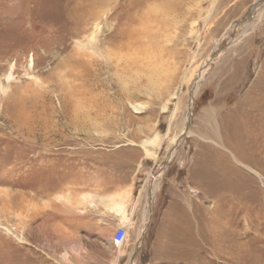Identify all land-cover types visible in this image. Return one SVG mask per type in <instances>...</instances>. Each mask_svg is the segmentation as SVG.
Returning a JSON list of instances; mask_svg holds the SVG:
<instances>
[{
	"label": "rangeland",
	"instance_id": "obj_1",
	"mask_svg": "<svg viewBox=\"0 0 264 264\" xmlns=\"http://www.w3.org/2000/svg\"><path fill=\"white\" fill-rule=\"evenodd\" d=\"M93 37L91 65L77 45ZM133 44L155 50L159 79L124 84L101 55ZM9 72L0 264H264V0H0ZM124 191L120 247L115 216L63 200Z\"/></svg>",
	"mask_w": 264,
	"mask_h": 264
},
{
	"label": "bare ground",
	"instance_id": "obj_2",
	"mask_svg": "<svg viewBox=\"0 0 264 264\" xmlns=\"http://www.w3.org/2000/svg\"><path fill=\"white\" fill-rule=\"evenodd\" d=\"M97 27H98V25H97ZM95 30H97V29H95ZM146 30H147L146 27L143 28L141 30L142 35L137 37V38L140 39L142 37L144 39V41L146 42V40L148 39L147 38L148 34L146 33ZM131 35H134V34H131ZM86 38H88V37H86ZM108 38L110 40H113L111 42V43H113L115 40H117L119 38V34L118 33L117 34L111 33L108 36ZM95 39H96V37H95ZM95 39H94V37L93 38H89V40L86 42V44H79L80 42H78L79 45H77L78 46L77 49L79 51V54L80 55H84V57L89 60L88 62L92 63V64L90 63L91 65H93L94 61H97L94 58L100 56L99 48L97 47L99 44H96V43H98V41L96 42L97 39L96 40ZM134 40H135V38H134ZM128 44H130L129 41H128ZM128 46H130V45H128ZM133 46H134V44L132 46H130V48L133 47ZM137 46H138V44H137ZM121 48H120V50L117 49L118 51H110V50L108 51V50H106L101 55H105L106 59H108L107 62H109L110 66L112 65L111 67L114 69V73L118 76L117 78H121L122 82L124 84H127L128 79H131V80L134 79V78L135 79H139L140 77H138V76H142V75L146 76L149 81H153V82L156 79H159L158 77L160 76L159 74H161V71H160L161 70L160 69L161 65H159L157 63V57L158 56H155V54H154L155 50L152 52L151 55H150V53L145 55L144 53H146V52H144V50H143V52L139 53V52L134 51V49L132 50V48L131 49L129 48L128 51H122ZM144 48L148 49V46L145 45L143 47V49ZM143 55H145V56H143ZM83 65H84V63H83ZM75 71H76V69H75ZM63 74H64V72L61 73V75H63ZM78 74H79V72H78ZM61 78H63V77H61ZM58 79H59V77H58ZM13 81L14 80H13V77H12L10 72H9V74H6L4 76V80L3 81L0 79V102H1L2 96H4V98H5V96H7L10 91H12L11 90V88H12L11 87V82H13ZM31 81L32 82L30 83L31 84L30 85V89H33V91L35 90L37 92V89L38 88L40 89V86H41L40 83H39V80H37L33 76ZM42 83H43V81H42ZM44 84H45V82H44ZM120 84H122V83H120ZM78 87H80V86H78ZM67 89L71 90L69 96L72 97L74 95L73 92H75L76 89L75 90H74V88L72 89V85H67ZM20 91H21L22 94L26 95L30 90H29V88H23V89H20ZM40 93H42V92H40ZM143 108H144L143 103H137L136 105H134V109L135 110H139L140 111ZM163 109H166V108L163 107ZM161 141L162 140H161V138L159 137L158 134L154 135L153 137L146 138V140L143 141L142 144L140 145L142 147L143 151H144L145 156L149 157L152 154V152H151L152 150L159 149L161 144H162ZM172 142H175V139H172ZM160 177H161V174H154V175L151 176V180H150V186H151V189H152L151 195L157 189V185H158L157 183L159 182ZM151 195H150L149 199L151 198ZM61 198H62V196L61 197L59 196V199H61ZM129 199H130V192L129 191L118 192V193H115V194H112V195H109V196H97V195H94L93 193L92 194L91 193H85V194H79V195H75V196L67 195L66 197L64 196V198H63V200H65L66 204L74 206V208H76L77 211L80 212V213L85 212L86 209H89V208L101 207V209H102L101 213L103 215L109 214V215L115 216V218L118 219L117 221H118L119 226H123V227H126V228L130 225V222H131V218L129 217V214H128V211H127V203L129 201ZM18 239H19V241H22L21 238H18Z\"/></svg>",
	"mask_w": 264,
	"mask_h": 264
},
{
	"label": "built area",
	"instance_id": "obj_3",
	"mask_svg": "<svg viewBox=\"0 0 264 264\" xmlns=\"http://www.w3.org/2000/svg\"><path fill=\"white\" fill-rule=\"evenodd\" d=\"M127 238V232L124 227H118L113 235L112 243L114 246L119 247L124 245Z\"/></svg>",
	"mask_w": 264,
	"mask_h": 264
}]
</instances>
